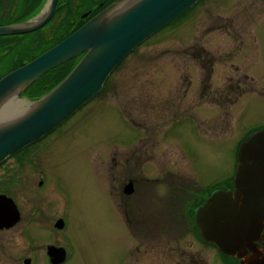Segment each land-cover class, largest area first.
Listing matches in <instances>:
<instances>
[{
	"label": "rangeland",
	"instance_id": "rangeland-1",
	"mask_svg": "<svg viewBox=\"0 0 264 264\" xmlns=\"http://www.w3.org/2000/svg\"><path fill=\"white\" fill-rule=\"evenodd\" d=\"M16 2L17 0L1 1L0 6L5 7L4 12H0L1 22L14 17L19 11L23 13L25 2H19V9L14 10L13 5ZM45 2L44 4L48 1ZM200 4V9L191 17L193 20L184 19L181 24L179 21L183 18L182 15L180 19H175L178 23L174 29L151 40L156 45L149 52L140 49L117 67L115 74L109 79L111 85H107L99 97L96 96L75 113L55 134L49 135L38 146L30 148L29 151H40L39 162L35 160V164L33 161L31 163L40 164L47 172V187L38 195H33V186L24 184L14 187L11 193L17 198L24 219L31 218L29 214L33 209H40L44 214L50 212L54 219L62 214L68 217L66 236L72 239L75 251L73 259L67 264H157L152 258L137 254L134 238H126L120 221L111 208V204L113 207L115 205L114 209L117 208L119 212V183L111 181L119 171V166L114 167V156L117 162L121 161L127 169L131 167L146 182L152 183L155 178V181L160 179L157 182L156 196L158 200L165 196L161 201L165 211V207L172 205L173 200L166 196V190L160 181L163 182L167 175L170 178L177 177L172 182L177 181L179 184L185 181L187 185L204 191L205 196L220 184L222 185L217 188L229 186L240 143L249 132L264 126L262 0H217L213 3L206 0ZM229 19L232 21V28L222 27ZM211 22L221 24L215 30H206ZM39 31L44 40L38 43L39 33L25 37L20 41L24 49L22 46L14 49L23 51L12 53L11 58H25L24 52L28 54L34 45H40L41 48L42 42L58 44L75 30L58 28ZM61 37L63 38L60 39ZM173 38H187L188 45L197 44L201 38V44H206L205 47L214 54L223 53V44L229 48L231 39L232 46L235 41L237 45H243L242 51L240 49L237 53L246 57L238 56L232 63L236 67L242 65L241 70L247 74V80L243 84L246 92L232 106L224 104L218 110L200 103L199 107H190L187 110V121L172 128L170 122L173 124L175 121L167 116L171 112L167 108L183 101L178 92L181 91L180 77L183 74L201 76L192 63L190 66L193 69L185 67L182 62V57H186L182 51L184 46L174 42ZM161 39L164 42L159 41ZM11 58L0 61V71L10 65ZM61 73L57 69L34 83L20 99L15 100L23 102L16 110L22 112L27 109L44 88L58 80ZM147 97L150 100L143 99ZM193 99L194 94H187L185 100L188 102ZM118 112L124 114L121 116L123 121L119 120ZM177 112L183 113V110ZM135 118L142 119L147 124L139 129V126L133 124ZM197 122H201V131L197 130ZM162 130L166 134L165 138L160 133ZM134 154L139 157L137 162ZM126 160L128 162L125 164ZM12 162L13 160L6 161L0 172L13 165ZM26 166L23 171L10 169L7 175H0V187L4 186V182L13 180L12 177L18 178L20 182L21 179L26 180L25 174L31 171ZM104 175L108 178L109 193ZM33 179H38L36 174ZM42 196L48 197L47 202L51 203H47ZM63 202L70 204L66 206ZM35 222L37 223H33L28 233L35 245L46 243L53 235L49 232L44 217L37 215ZM158 223L165 225L164 229L167 230L175 226L173 218L170 217H165ZM24 227L20 222L11 232L0 236V264H20L18 259L26 255V247L19 236V231ZM125 230L131 237L132 232L128 226ZM61 237H65V234H61ZM169 239L168 235L163 242L172 246L181 245V240ZM63 244L67 247L65 242ZM139 244L140 252H151L152 248ZM186 244L189 248L195 246L190 249L192 252L202 246L194 243L191 236ZM168 247L157 248L159 254L156 255L161 258V264H176L174 260L182 264H193L194 259L198 264L212 262V257L209 256L212 250L206 245L198 247L201 250L198 257L196 254H180Z\"/></svg>",
	"mask_w": 264,
	"mask_h": 264
},
{
	"label": "water",
	"instance_id": "water-1",
	"mask_svg": "<svg viewBox=\"0 0 264 264\" xmlns=\"http://www.w3.org/2000/svg\"><path fill=\"white\" fill-rule=\"evenodd\" d=\"M199 0H118L61 42L0 78V163L61 126L96 97L126 56L146 39L190 10ZM57 0L21 23L0 26V37L42 28ZM78 58L71 71L18 116L4 120L12 101L44 74ZM8 202H7V201ZM12 207V211H11ZM14 203L0 196V228L13 226ZM195 224L206 244L238 264H264V128L252 131L238 148L233 189H217L195 210ZM52 264L63 249L48 247Z\"/></svg>",
	"mask_w": 264,
	"mask_h": 264
},
{
	"label": "flooded vegetation",
	"instance_id": "flooded-vegetation-1",
	"mask_svg": "<svg viewBox=\"0 0 264 264\" xmlns=\"http://www.w3.org/2000/svg\"><path fill=\"white\" fill-rule=\"evenodd\" d=\"M1 1L3 0H0V2ZM22 1L25 2V4L27 5L24 8L23 11L24 14V12H26L28 9V4H27L28 1H30V6L34 7L37 4H39L41 0H21L20 2ZM47 1L48 0H46V2ZM116 1L118 0H57L52 16L46 22V24L39 30L42 29L52 30L58 28H66L67 30H73V29L76 30L77 28L81 27L87 21L92 19L94 16H96L98 13H100L101 11H103L104 9H106ZM205 1L199 0L190 10H188L182 15L183 18H181L182 16H180L176 20L181 18L179 21L181 22L191 17L193 18V16H195L196 14V11L199 10L201 7L200 3L203 4V2ZM209 1H212L213 3L216 2L217 0H209ZM262 3L263 6L261 7H263L264 9V0H262ZM46 4L43 5V7L39 10V12L36 15L28 18L27 20H22L25 17L22 16L19 20H17L12 24L25 22L38 16L44 11L43 9H45ZM18 6H19V0H17L16 4L13 5V9L15 8L14 10H17ZM4 8L3 6H0V12H4L5 10ZM207 12L209 11L207 10ZM176 20H174L167 26L163 27L157 33L153 34L151 37L146 39L142 44L136 47L131 53H129L126 56V58L122 60L119 66L125 60L129 59L131 56H134L136 54L135 52L140 49H143L145 51L148 50L149 52L150 48L155 47L156 45V43L152 42L151 40H153L158 35L169 32L170 29L172 28L174 29L176 26L175 24L178 23L175 22ZM182 23L183 22H181V24ZM220 24H218L217 22H211L206 30H215L217 26H220ZM222 27L232 28V21L229 19V21L223 23ZM159 41L164 42V39H161ZM173 41L180 44L182 47L183 46L185 47V48L183 47L182 49L183 56H186V57H182V62L185 64V67L187 68L189 67L193 69V67L190 66V63H192L194 66L197 67V70L200 71L201 76L195 77V75L189 76L183 74L180 77V79H182L179 88L181 91L178 92L182 95L181 99L183 101L181 103L180 102L177 103L176 105L171 104L172 106L171 107L169 106V108H167L171 111L170 113H168L167 116L175 121L173 124L172 122H170L172 128L187 121L188 118L187 110L190 107L191 108L199 107V103H200L203 106L207 104L210 108H214L218 110L220 106L224 104H230L232 106V103L235 102L239 96H241L246 92L243 89V84L244 81L247 80V74L241 70L242 65H238L239 67H236L234 63H232V61L234 62L238 56L246 57V55L237 53L240 49L242 51L243 45L241 44L237 45L235 41V43H233L232 46V39H231L229 48H227V46L223 44V46L225 47L223 53L217 54L215 52L214 54V53H210L211 50H208L205 47L206 44H201V38L200 41L194 45H188L189 43H187L188 42L187 38H183V39L173 38ZM165 46H167V44ZM116 69L108 77L107 85L109 86L111 85L109 79L115 74ZM232 73L234 74L233 77H232ZM115 88L116 87L113 85V89ZM187 94H194V99L186 102L185 99H187ZM143 99L148 101L150 100V97ZM145 105H149V103H146ZM180 109L183 110V113L177 112ZM125 114L128 115L126 112ZM177 114H179L180 116L177 117ZM118 115H119V120H122L121 116H123L124 114L118 112ZM130 120L131 118L128 120V125H130ZM64 124H62L59 128H57L55 131L51 132L44 138H41L40 140L27 146L26 148L18 151L17 153L8 157L6 160L0 163V170H1L6 161L13 160L12 162L13 165L4 168L3 171L0 172V175L3 174L7 175L10 172V169L23 171L25 165H27L31 169V171H28L30 175L28 174V172L25 174L26 180L24 178L21 179L20 182L18 181V178L12 177L14 178L13 180H11L9 183L4 182L3 183L4 186L0 187V196H4L10 199L14 203L16 211L18 212L19 215L18 221L13 226H10L8 228L7 227L0 228V236H2L5 233L7 234L11 232V230L20 222L23 223V227L25 226L24 229H21V231H19V236L23 241L22 243L26 247L25 249L26 255L18 259L20 264H52L51 258L48 254V247H54L55 249L64 250L65 258L59 264H67L74 257L75 249L72 243V239L66 236V231L68 227V217L63 216L62 214L58 216L57 219H54L51 217L50 212L44 214L41 212L40 209H36V210L33 209L29 214L31 218L24 219L23 217L24 215L22 214L21 211L22 209H19L20 204L19 202H17V198L11 193L14 187L15 188L21 187V185L24 184L33 186L31 190L33 195H38L40 191H42L45 187H47V179H48L47 172L40 164L37 163L36 165H33L31 163L32 161L34 163L35 160H38L39 162L40 154L38 153H40V151L39 150L29 151V150L30 148H33L35 146H38V144H41L42 141H44L49 135L55 134L56 131L60 130ZM133 124L139 126L140 129L142 126H144L147 123L145 121H142V119L137 120L135 118ZM197 124H198L197 130L201 131V122H197ZM260 128H264V126H260L257 129ZM162 132L163 130L160 133L165 138L166 134L165 132L163 133ZM139 139L142 138L140 137ZM22 155L23 157L21 158ZM134 158H135V162H137V160L139 159L137 155H135ZM112 159L114 162V167L119 166L118 168L119 171L116 178L112 177L111 179L112 182L118 181L119 183V187H118L120 194V202L118 204L119 212L117 208L114 209L115 205L113 207L111 204V208L112 210H114V215L120 221L122 230L126 238L127 239L134 238L135 249L137 254H140L141 256L144 257H150L157 264H161L162 263L161 258L157 257V255L159 254L157 248L159 246L161 247L169 246L168 247L169 249H174L176 252L180 254L181 253L186 255L196 254V257H198V255L201 252V250L198 247H202V246L204 247V245H206L212 250V254H209V256L212 257V262L210 264H238L236 260H233L232 258L222 254L216 247L210 244H206L201 238L199 230L196 227L195 210L205 201V199L210 194L205 196L204 191H200V189L196 187L187 185L185 181L183 182L181 181L179 184L177 181L172 182L173 180H176L177 177L175 178L174 175L172 174L174 178H170V175H167L166 178L163 179V182L160 181V183L162 184V187H164L166 190L165 192L166 196L168 195L172 197L173 202L172 205L166 206L165 207L166 210L164 211L163 202L161 201L165 198V196L161 200H158L156 196L157 182H159L160 179L155 181L157 179L155 178L154 182L152 183H150V181L146 182L145 178L139 177V174L134 173L131 167L130 168L128 167L127 169V167L126 168L124 167V164H121V161L117 162L116 156H114ZM24 161H26V164ZM127 162L128 160H126L125 164ZM35 174L38 178L37 180L33 179L35 178ZM104 177L107 185V190L109 193L110 190L108 187L109 185L108 178L105 175ZM228 183H230L229 186L225 185L224 187L217 189H232V181H229ZM214 190L216 189H212L209 193H211ZM22 196H24V194ZM44 198L46 199L47 202L48 197H44ZM47 203H51V202H47ZM63 203L64 205L67 204L66 206L70 204L66 202ZM158 206H159V212H158ZM11 211H12V207H11ZM37 215L44 217V222L45 224H47L49 232L53 235L52 237L49 238V240L46 243H40L39 245H35L33 238L28 233V230H30V227L33 226V223L35 224L37 223L35 222V218L37 217ZM165 217L173 218V221L175 222V226H173V229L171 228H169V230H167L166 228L164 229L165 225L162 226L161 224L158 223V222H162V220ZM125 225L128 226L129 230L132 232L133 237L132 236L129 237L128 233H126L125 227L127 226ZM61 234H65V237H61ZM168 235L172 241L181 240V245L172 246L164 243L163 240ZM189 236L193 238L194 243L202 245V246H198L197 249L193 252L190 251V249L194 248L195 246L194 247L191 246V248H189L188 244H186ZM63 241L67 244V247L63 244L64 243ZM139 243L144 245V247L149 246L150 248H152L151 252L150 253L140 252L141 246ZM136 252H134V254ZM129 255L132 256L131 253H129ZM122 260H124V257L122 258ZM194 260H193V264H198ZM173 262L176 264H182L176 260H174Z\"/></svg>",
	"mask_w": 264,
	"mask_h": 264
},
{
	"label": "trees",
	"instance_id": "trees-1",
	"mask_svg": "<svg viewBox=\"0 0 264 264\" xmlns=\"http://www.w3.org/2000/svg\"><path fill=\"white\" fill-rule=\"evenodd\" d=\"M21 0H19L20 2ZM46 0H41L39 2V4H37L34 8L30 6V1H28V9L26 12L23 13H20L21 11L17 12V14L14 16V17H10L9 19L5 20L4 22H1L2 21V18L0 17V26H4V25H10L14 22H16L17 20H19L22 16H25L22 20H27L28 18L36 15L39 10L43 7L44 5V2ZM1 3V2H0ZM27 6V5H26ZM33 8V9H32ZM19 9V7L17 8ZM37 33H39V35H37V38L39 37V42L40 43L42 41V39L44 40V36L41 35L40 31L37 30L33 33H30V34H25V35H18V36H6V37H0V61L1 60H5L7 58H11V54L12 53H18V52H22L23 49H24V46L23 44H21V40L24 39L25 37L27 36H31V34L33 35H36ZM63 37H61L60 39H62ZM37 43V44H38ZM54 45H56V43H53L52 45H50V43H43L41 44V48H39L40 45H34L33 48L31 49V51L29 50L28 54L27 52H24L23 54H26L25 58H20L19 60L18 59H12L10 65L8 66H5L3 67L4 69L0 71V78H2L4 75H6L7 73L21 67L22 65L32 61L33 59L37 58L38 56H40L42 53H44L45 51L49 50L50 48H52ZM20 46H22V50L20 51H14L15 48H19ZM37 51V52H35ZM35 53V54H34ZM37 53V55H36ZM23 57V55H22ZM27 57V58H26ZM76 61L77 59H72L60 66H58L57 68L49 71L48 73H52L54 71H56L57 69H60L62 71L61 75L59 76L58 80L54 81L52 83V85H50L49 87H46L44 88L38 95L37 98H35L36 100L39 99L41 96L45 95L46 93H48L50 90H52L70 71L71 69L74 67V65L76 64ZM64 67H65V70H64ZM48 73L44 74L43 76H41L39 79H37L34 83H36L38 80H40L41 78H43L44 76H46ZM33 83V84H34ZM33 84H31L25 91L24 93L31 87L33 86ZM108 84V79L105 81L103 87H102V90L100 91V93L97 95V97H99L105 90V87L106 85ZM23 93V94H24ZM95 98V97H94ZM93 98V99H94ZM92 99V100H93ZM91 100V101H92ZM34 101V100H32ZM90 101V102H91ZM90 102H88L87 104H89ZM86 104V105H87ZM83 108V107H82ZM67 123V122H66ZM222 185V184H220ZM219 185V186H220ZM219 186H216L214 189H217V187Z\"/></svg>",
	"mask_w": 264,
	"mask_h": 264
},
{
	"label": "bare ground",
	"instance_id": "bare-ground-1",
	"mask_svg": "<svg viewBox=\"0 0 264 264\" xmlns=\"http://www.w3.org/2000/svg\"><path fill=\"white\" fill-rule=\"evenodd\" d=\"M21 104H23V102H20V101H12V103H9L4 110L6 114H8L6 116L7 118L4 120H9V119H12L18 116L20 111L16 109H19Z\"/></svg>",
	"mask_w": 264,
	"mask_h": 264
}]
</instances>
